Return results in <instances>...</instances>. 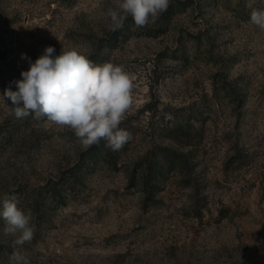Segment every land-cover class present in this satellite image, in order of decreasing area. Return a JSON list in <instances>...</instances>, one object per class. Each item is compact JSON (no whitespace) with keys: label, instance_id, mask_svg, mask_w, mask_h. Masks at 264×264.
<instances>
[{"label":"rangeland","instance_id":"1","mask_svg":"<svg viewBox=\"0 0 264 264\" xmlns=\"http://www.w3.org/2000/svg\"><path fill=\"white\" fill-rule=\"evenodd\" d=\"M116 3L0 0V95L28 69L21 54L47 46L134 80L119 151L82 150L0 98V197L35 225L19 250L30 264H264V31L249 22L264 0H171L154 24L113 31L103 12Z\"/></svg>","mask_w":264,"mask_h":264},{"label":"clouds","instance_id":"2","mask_svg":"<svg viewBox=\"0 0 264 264\" xmlns=\"http://www.w3.org/2000/svg\"><path fill=\"white\" fill-rule=\"evenodd\" d=\"M170 2L117 0L103 15L113 31L122 29L129 17L137 27H146L167 11ZM249 22L264 31V9H253ZM55 52L54 47L47 46L34 62L21 54L28 60V69L14 81L15 91L8 87L0 95L4 101H11L10 107L5 103L9 114L70 129L85 151L102 140L111 150H121L133 138L120 127L134 104L132 73L123 65L96 63L77 47H62L58 55ZM0 218L5 224L4 234L14 237L10 264H30L28 255L19 249L34 238L31 213L18 207L15 195L5 193L0 197Z\"/></svg>","mask_w":264,"mask_h":264}]
</instances>
